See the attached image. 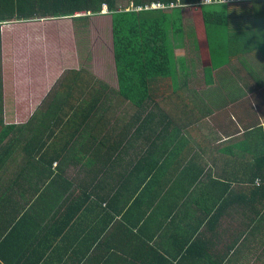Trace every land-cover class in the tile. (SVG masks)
<instances>
[{"label":"crops","instance_id":"crops-1","mask_svg":"<svg viewBox=\"0 0 264 264\" xmlns=\"http://www.w3.org/2000/svg\"><path fill=\"white\" fill-rule=\"evenodd\" d=\"M243 3L257 44L239 45L219 66L224 52L212 62L210 36L197 44L199 21L191 28L183 12V34L172 42L182 45L173 48L184 71L171 80L177 94L140 104L139 112L116 96L114 59V82L84 66L86 55L62 69L31 21L0 23V264H127V252H140L124 247L131 238L173 264H264V183H251L264 174V1ZM232 4L241 3L224 5ZM31 42L39 44L35 53ZM70 72L85 85L92 78L107 85L112 100L96 115L95 134L89 124L65 152L53 145L61 157L47 178L29 161L25 134L10 126L26 123L40 105H56L72 85ZM19 105L35 108L19 121ZM44 139L37 149L46 152Z\"/></svg>","mask_w":264,"mask_h":264},{"label":"trees","instance_id":"trees-1","mask_svg":"<svg viewBox=\"0 0 264 264\" xmlns=\"http://www.w3.org/2000/svg\"><path fill=\"white\" fill-rule=\"evenodd\" d=\"M177 1L184 7L169 10L144 9L152 3L167 5ZM199 1L130 0L132 6L127 10L119 9L117 0H0V23L69 18L76 27L77 43L85 45L78 33L88 29L89 15H99L103 6H106L111 17L112 50L118 81L116 96L125 104L137 106L139 112V109L145 110L140 104H163L168 98H173L171 95L177 94L176 89L170 85L175 74L173 48L182 45L173 43L183 34L185 25L182 13L185 9H190L192 13L201 16L209 28V30L206 28V31L207 37L210 36L212 41L211 51L208 52L211 58H217L223 52L228 56L231 51L234 54L233 50L239 45L242 47L250 39L254 40L253 29L245 23V16L239 18L241 14H237V11L248 7L247 3L222 6L197 5ZM138 7L142 10H135ZM80 13L84 15L76 16ZM222 28L225 38L219 40L218 32ZM215 40L218 43L223 41L222 50L214 45ZM222 64L226 62H219L218 65ZM70 73L74 76L72 85L63 88L62 92L56 95V105H42L26 123L10 126L15 132L25 134L24 148L28 152L29 161L33 164H37L38 161L44 171L50 174L47 178L53 174L51 168L56 166L54 162L61 157V149H56L53 145L61 142L62 151L65 152L74 144L76 135L80 136L81 132H85L89 124H92L91 131L95 134L99 123L98 118L95 119L96 115L105 104H111L112 100L113 91L107 85H103L95 78H92L95 82L92 86L89 83L85 85L78 73ZM43 135L45 139L40 149L46 150L48 146L46 152L37 149ZM51 139H54V143ZM90 144V150L96 155L93 143ZM38 156L40 158H37ZM261 156L264 164V150ZM2 176L3 174H0V178ZM263 181L264 174L257 173L251 183L254 186H261ZM140 232L144 233L143 228ZM133 241L134 238H131L124 247L136 246L140 248V252L138 256L127 252L130 259L127 260V264H173L170 257L158 252L145 241L139 239L138 245ZM194 264H198L197 261H194Z\"/></svg>","mask_w":264,"mask_h":264},{"label":"rangeland","instance_id":"rangeland-1","mask_svg":"<svg viewBox=\"0 0 264 264\" xmlns=\"http://www.w3.org/2000/svg\"><path fill=\"white\" fill-rule=\"evenodd\" d=\"M256 1L264 0H255L252 2ZM116 3L119 9L130 8L132 6L130 4V0H117ZM188 10L190 9L184 10V15H186L187 22L190 23L191 28L194 29V24L199 21L197 38L195 37L197 39L196 43L199 44L201 42H206L207 26L205 22L201 19L199 20L198 15L196 13H190V11ZM250 10L251 9L249 7H244V10L241 9L237 11L238 15L241 14V16L239 15V18L245 16V23L246 19L248 20L250 17ZM103 11L104 15H101V13L99 15H89V28L84 31L81 30L80 33H78L79 38L81 37L82 41L85 42V45H80L75 40L74 33L76 32L74 31V33H72V21L69 18L48 19L40 20V22L37 21L28 23L33 26L32 32H34L35 36H45V39H43L41 42L43 44L44 53L49 55V57L53 56L52 61L61 60L62 69L66 67H75L76 61L78 60L79 62V58H84L86 55L87 61L84 66L92 69L97 75H99V77L105 78L110 82H114L115 70L112 58L111 19L110 14L107 13L106 9H104ZM35 24H39L40 26H35ZM57 24H59L60 28L62 29H57ZM186 28L188 30L189 25H186ZM207 30H209V28H207ZM218 38L219 40H224L225 33L223 28L220 29L218 32ZM252 43L257 44L256 38L252 40ZM220 44L222 46L221 48H224L223 41ZM28 47L29 45L27 46V52ZM30 47H34L33 52L35 53L37 52L39 44L38 42H35V44L31 42ZM183 55H185L184 52H177V58L184 59V57H182ZM233 58L234 56L230 58L228 55L223 53L222 56L215 62L216 64H219V62L227 63L230 59ZM215 59L216 58H212V62ZM176 69H178V72L181 75L184 74V71H182L179 62L175 63V72ZM19 106L20 107L17 108V111H20L22 114L21 117L18 116L19 121L24 120L27 115L35 108V105Z\"/></svg>","mask_w":264,"mask_h":264},{"label":"built area","instance_id":"built-area-1","mask_svg":"<svg viewBox=\"0 0 264 264\" xmlns=\"http://www.w3.org/2000/svg\"><path fill=\"white\" fill-rule=\"evenodd\" d=\"M250 1H255V0H227V3L225 4H230V3H243V2H250ZM216 3V0H205V2H203L202 0V4H213ZM175 7H179L178 3H168L167 5H162L159 3H152L149 6H145L144 9H171V8H175ZM136 10H142L141 7H138Z\"/></svg>","mask_w":264,"mask_h":264},{"label":"clouds","instance_id":"clouds-1","mask_svg":"<svg viewBox=\"0 0 264 264\" xmlns=\"http://www.w3.org/2000/svg\"><path fill=\"white\" fill-rule=\"evenodd\" d=\"M203 2H205V0H203ZM216 3L222 6V5H224L225 3H227V0H216ZM131 5H132V4H131ZM104 9H106V7L103 6V10H104ZM135 9H137V8H135ZM106 11H107V9H106ZM80 14H81V13H80ZM78 16H80V15H78Z\"/></svg>","mask_w":264,"mask_h":264},{"label":"water","instance_id":"water-1","mask_svg":"<svg viewBox=\"0 0 264 264\" xmlns=\"http://www.w3.org/2000/svg\"><path fill=\"white\" fill-rule=\"evenodd\" d=\"M78 15H84V14H78Z\"/></svg>","mask_w":264,"mask_h":264}]
</instances>
